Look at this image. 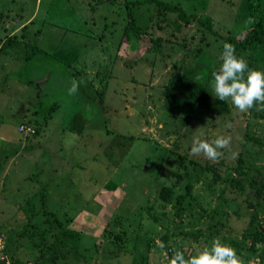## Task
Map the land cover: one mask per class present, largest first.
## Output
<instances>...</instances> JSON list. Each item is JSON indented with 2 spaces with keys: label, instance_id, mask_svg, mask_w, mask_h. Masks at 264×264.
Returning <instances> with one entry per match:
<instances>
[{
  "label": "rangeland",
  "instance_id": "obj_1",
  "mask_svg": "<svg viewBox=\"0 0 264 264\" xmlns=\"http://www.w3.org/2000/svg\"><path fill=\"white\" fill-rule=\"evenodd\" d=\"M163 1L211 16L223 33L251 22L246 0ZM36 3L0 0V264L6 254L11 264H168L173 248L188 258L213 238L242 264H264V111L230 99L221 115L173 109L162 94L185 67L220 66L225 42L153 2L135 9L139 37L124 33V0ZM236 56L264 71V44ZM22 119L39 133L19 132ZM106 131L124 135V153ZM220 135L232 139L218 161L191 154L194 137Z\"/></svg>",
  "mask_w": 264,
  "mask_h": 264
},
{
  "label": "trees",
  "instance_id": "obj_2",
  "mask_svg": "<svg viewBox=\"0 0 264 264\" xmlns=\"http://www.w3.org/2000/svg\"><path fill=\"white\" fill-rule=\"evenodd\" d=\"M152 2L156 4L159 12H162L164 10L176 12L178 19L183 23L188 24L192 19H195L200 24L205 25L206 28L210 30L213 35L221 38V40L224 41L225 43L231 44L235 49L236 55L240 50H245V49L250 50V51L260 50L262 44H264V41H262V38L264 37V0H246L245 13L251 19V22L248 25H244L245 29H243V31L241 32H237L236 34H233L230 29H226V33L221 32L219 24L214 19H212V17L209 15L205 17H200L196 13H186V11L184 10L182 6L172 5L170 2H167V1L164 2L163 0H124L123 5L128 10V16H127L128 19L124 27L125 34H129V32H133L138 37L142 36L144 26L141 24H137V22L135 21L134 12H135V9L139 8L140 6L146 3H152ZM30 5H32V3ZM25 7L26 9L30 10L29 4H25ZM228 30L231 33H229ZM25 45L27 48L28 43H26ZM1 48L2 46L0 47V50ZM38 50L39 52H43L42 54L46 52L44 49L40 47H38ZM218 68L219 66L215 63L213 64L195 63L193 66L185 67L180 74H174L169 77V79L167 80L162 90V94L164 97L170 99L171 107L173 109H181V108L197 106L207 111V113H210L213 115L214 114L221 115V114L229 113L230 107L227 101L226 102L220 101L214 98L211 94L212 92V89L210 87L211 73L214 70H218ZM76 74L78 73L72 72L71 76H74ZM87 98L89 99V101H95L99 104L101 102L102 104V100L100 98L99 99L97 97L95 98L87 97ZM33 114H36V113L33 112ZM32 120L35 121L36 119L32 118ZM23 122L25 121L22 119L16 124L20 126L24 124ZM38 130L39 129H35V131L31 135H36L37 133H39ZM106 133H108L107 136L110 135V140H108L109 143L111 145L116 146V148L119 150V154L124 153L123 151H125L126 148H124L123 146L125 144L121 142L122 140L121 138H124V135L119 134L118 136V135H115V133L111 131H106ZM74 135L77 136L75 133ZM130 137H133V136L130 135ZM249 139L253 140L255 143H261L260 139H258L257 137L249 136ZM17 152L18 150L12 154H16ZM53 153L58 154V152H52V154ZM48 154H51V153H48ZM5 158L6 156L3 158V160H5ZM68 158L70 160L68 162H71L72 161L71 156H69ZM3 160H0L1 163ZM72 163H73V167L80 166V163L78 162L72 161ZM1 165L2 164H0V166ZM200 167L202 169L212 168V167H207V166H202V165ZM46 170H47L46 166L43 167V164H41L39 165V169L34 170V171L31 170V173H28L27 175L32 180H38L39 175L42 172H45ZM185 188H186L185 193L177 196V208H176L177 212L182 208L183 202L185 201L186 196H188L191 193L192 185L186 184ZM56 221L58 224H60L59 220L56 219ZM63 232H62L63 234L62 238L64 236ZM263 235L264 234H261L260 232L256 233V238L263 236ZM62 238L60 239V241L64 243L65 242L64 239L67 237L63 239ZM254 238L255 237L253 235V239ZM170 252L171 253L169 254L171 256L172 250H170ZM1 253L2 255H5L3 253V250L1 251ZM7 255L8 254L4 256L2 264L4 263L11 264L10 260H8L9 258L7 257Z\"/></svg>",
  "mask_w": 264,
  "mask_h": 264
},
{
  "label": "clouds",
  "instance_id": "obj_3",
  "mask_svg": "<svg viewBox=\"0 0 264 264\" xmlns=\"http://www.w3.org/2000/svg\"><path fill=\"white\" fill-rule=\"evenodd\" d=\"M219 59L218 70L211 73L210 87L212 96L220 101L231 100L232 105L239 112H248L254 107L264 111V71L249 68L243 57H237L234 47L225 43ZM80 82L73 81L69 88V95L79 90ZM259 106V107H257ZM230 127V125H229ZM231 136L220 135L214 140L194 137L191 144V154L203 155L211 161H218L222 156L221 150L229 148ZM235 158L236 153H232ZM163 247V245H160ZM168 264H242L233 247L222 243L219 238H213L210 247L197 251L185 258L183 251L173 248Z\"/></svg>",
  "mask_w": 264,
  "mask_h": 264
},
{
  "label": "crops",
  "instance_id": "obj_4",
  "mask_svg": "<svg viewBox=\"0 0 264 264\" xmlns=\"http://www.w3.org/2000/svg\"><path fill=\"white\" fill-rule=\"evenodd\" d=\"M38 5V3H36V0H35V5H34V7H36ZM35 9H33V11H34ZM33 12L29 15V17H28V19H26L25 21H21V19H22V17L23 16H21V18H19L18 20L17 19H14V24L16 25V23L19 25L18 27H17V29H21V26H22V24L23 23H28V22H30V24L32 23V20H33ZM15 21H16V23H15ZM19 22V23H18ZM14 25V26H15ZM1 46H3V45H1ZM12 47H14V45H11Z\"/></svg>",
  "mask_w": 264,
  "mask_h": 264
},
{
  "label": "built area",
  "instance_id": "obj_5",
  "mask_svg": "<svg viewBox=\"0 0 264 264\" xmlns=\"http://www.w3.org/2000/svg\"><path fill=\"white\" fill-rule=\"evenodd\" d=\"M18 130L21 131V132L25 131L27 134H32L34 132V129H32L29 126L24 125V124L20 125L18 127Z\"/></svg>",
  "mask_w": 264,
  "mask_h": 264
}]
</instances>
